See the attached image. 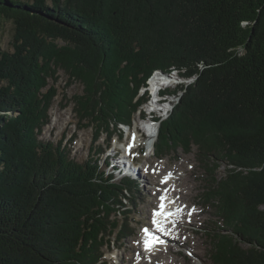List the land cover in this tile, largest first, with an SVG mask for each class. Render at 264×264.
<instances>
[{
  "label": "trees",
  "instance_id": "trees-1",
  "mask_svg": "<svg viewBox=\"0 0 264 264\" xmlns=\"http://www.w3.org/2000/svg\"><path fill=\"white\" fill-rule=\"evenodd\" d=\"M3 18L15 33L0 48V264H97L109 235H127L133 181L39 138L61 69L85 85L80 117L109 135L155 70L193 78L154 151L197 146L205 194L235 228L214 232V263L264 264V0H0ZM219 160L232 168L218 179Z\"/></svg>",
  "mask_w": 264,
  "mask_h": 264
},
{
  "label": "rangeland",
  "instance_id": "rangeland-1",
  "mask_svg": "<svg viewBox=\"0 0 264 264\" xmlns=\"http://www.w3.org/2000/svg\"><path fill=\"white\" fill-rule=\"evenodd\" d=\"M47 1L50 3L51 0ZM14 33V23L4 18L1 19L0 48L3 51H14L12 44ZM49 42L60 45V47L68 45L65 41L60 40H49ZM164 73L157 74V76L171 75L172 78L174 77L173 81H162L161 87L169 86L165 88V96L156 98L145 88L139 91L140 95L146 93V96L151 97L150 100L147 98L149 102L157 99L162 101L157 103V110L154 113H150V105L145 106V110H148L147 121H152L157 117L161 120L168 117L182 95V92L179 93L176 90L181 85H189L194 80L193 78L182 77L179 70L173 69L171 72ZM50 83L57 88V95L53 99L48 113L49 123L42 127L39 138L44 142L51 141L54 144H60L61 148L70 154L71 159L78 162H86L89 159L98 162L99 168L105 171V176L108 172L112 173L110 167L107 169L106 160H110L116 152H123V146L129 145L131 140L128 135L129 127L111 123L109 131L112 134L109 135L100 132L97 123L82 119L77 110L76 96L84 93L85 85L80 81L71 80L65 70L57 71L56 79H51ZM151 91L155 94L153 89ZM169 103H171L170 107H166ZM137 116H139V111L135 113L132 120L138 121ZM131 123L134 124L133 121ZM137 124L140 126V123L137 122ZM138 138L141 143L140 149L143 148L147 152L143 156L140 153L141 150L134 153L135 164L133 163V166H136L139 178L132 180L133 187L131 192L127 193L129 197V200L125 202L128 206L127 216L124 217L125 215L120 213L117 215L121 223H126L125 233L127 235L119 236L117 231L109 235L107 244L103 247L104 261H99L97 264H151L152 261L154 262L152 264H215L212 257L214 232L220 229L232 232L235 228L224 221L223 215L219 213L216 207L218 203L210 201V197L205 194L212 175L207 173L204 164L201 162L197 146H193L189 151L179 147L176 150L166 151L164 156H158L154 147L150 151L147 150L145 133L144 135L139 134ZM157 140L158 136H156L155 142ZM226 162V160L215 162L217 164V169L214 172L216 178L219 179L224 176L226 170L232 168ZM148 164H150L149 168H147ZM169 173L175 182L161 183L162 178ZM112 176L113 181L120 180V175ZM167 187L170 188L171 196H174L173 198L178 205L183 209L186 207L184 210H186L188 217L183 218L184 222L181 227V229L184 228L183 231L179 235L177 234L179 231L175 232L176 238L174 239L177 241L171 242L167 239V243L172 245L173 250L169 251L172 253L168 254L167 248L163 250L162 247H155L156 250L152 251L153 254L150 255L147 252L139 251V249L143 250L144 248L142 230L145 227L151 228L152 211L157 208L160 202L161 191ZM193 208L195 211H192ZM175 218L173 219L176 224L167 228L170 236L173 235L174 227L179 225L182 217ZM135 241H140V244L135 243ZM155 251L158 252L155 253Z\"/></svg>",
  "mask_w": 264,
  "mask_h": 264
},
{
  "label": "snow or ice",
  "instance_id": "snow-or-ice-1",
  "mask_svg": "<svg viewBox=\"0 0 264 264\" xmlns=\"http://www.w3.org/2000/svg\"><path fill=\"white\" fill-rule=\"evenodd\" d=\"M134 139H135V137L133 136V140ZM133 146H134V144L129 146V154H133V153H131V148ZM170 178H171V173H169L165 177H163L161 180V183L167 184V181ZM166 193H167V189H164L161 191V195L159 196L160 202H159L157 208L153 209L152 215H151L152 223H154L158 226H161V220H160L161 217L164 218V225H167V223L171 220V217H173V216H175L178 213L183 211V209H181V208H176L175 211L168 209V203L174 204L175 201L174 200L169 201ZM192 211H195V209L193 208ZM171 224L174 226L176 224V221L171 220ZM162 230L166 234H170V233H168V229L166 226H162ZM142 231L144 233L143 247H144V250L146 252L153 251L157 244H164L165 243L164 240H162L160 237H158L157 235L152 233L148 227H145ZM135 243L140 244V241H135ZM137 255H139V254H137ZM149 260H150V257H149Z\"/></svg>",
  "mask_w": 264,
  "mask_h": 264
},
{
  "label": "bare ground",
  "instance_id": "bare-ground-1",
  "mask_svg": "<svg viewBox=\"0 0 264 264\" xmlns=\"http://www.w3.org/2000/svg\"><path fill=\"white\" fill-rule=\"evenodd\" d=\"M174 78V77H173ZM173 78H172V76L170 75V76H167V77H165V80H169V81H173ZM154 79H157V78H154ZM160 80H162V79H160ZM157 84H160V81H159V78L157 79V81H155V83H154V85H157ZM170 104L171 103H169V105H167L166 107H170ZM169 109V108H168ZM169 111V110H168ZM147 125H148V127H149V129H150V137H151V143L152 144H154L155 143V138H156V135H155V131H157V128H158V126L156 125V124H151V123H147ZM136 138H137V136H135ZM137 140H138V138H137ZM113 157L112 158H110V160L109 159H107L106 160V163H109V165L111 166V169L112 170H116V172L118 171V175H120V178H123V175L124 174H126L125 176H127L128 177V179H130L132 176H133V178L135 179V180H138L137 178H139V176H138V170L136 169V167H133V166H123V164H124V162L122 161V158L121 157H118V156H116V155H112ZM109 160V161H108ZM174 173V172H173ZM116 174V175H117ZM131 175V176H130ZM141 178V177H140ZM180 180V179H179ZM141 181H142V178H141ZM172 182H175V180L173 181L172 179H171V181H170V183H172ZM176 184V183H175ZM174 185V184H173ZM173 185H171V186H173ZM174 188V187H173ZM177 189V188H176ZM175 189V190H176ZM174 197V196H173ZM178 201H180V199H178ZM177 202V201H176ZM186 208V207H185ZM184 208V209H185ZM188 211V210H187ZM190 211V210H189ZM180 215H181V220H180V223H179V225H177V226H175L174 227V232H173V235H171V236H168V234H165V236L168 238V240L169 241H171V242H173L175 239L174 238H176V236H175V232H177V231H179L177 234L179 235V233L181 232V231H183V229L184 228H182L181 229V227H182V223L184 222L183 221V218H185V217H188L187 216V213L186 212H180L179 213ZM194 214V213H193ZM194 215H196V214H194ZM193 215V216H194ZM193 218V217H192ZM191 218V219H192ZM198 218V217H197ZM176 219V218H175ZM196 220V219H195ZM193 221V220H192ZM194 222V221H193ZM161 223H163V226H166V225H164V221H162ZM173 230V229H172ZM152 233H154L155 235H159L160 236V234L159 233H157L155 230H153L152 229V231H151ZM169 232V231H168ZM183 233V232H182ZM182 236V235H181ZM179 238V237H178ZM181 238V237H180ZM187 239V238H186ZM162 240H163V238H162ZM175 241H177V240H175ZM166 243V242H165ZM177 243V242H176ZM179 243V242H178ZM182 244V243H181ZM183 245V244H182ZM163 246V244H157L155 247H162ZM172 246V245H171ZM168 243H167V245L165 246V247H162V249L164 250L165 248H167L168 249V252L170 251V250H173L172 249V247H171ZM161 249V250H162ZM154 250H156V249H154ZM154 250H153V252H154ZM160 250V249H159ZM139 251H141V249H139ZM158 251H155V253H157ZM167 252V251H166ZM148 254H153L152 253V251L151 252H147ZM170 253H172V252H169L168 254H170ZM162 256V255H161ZM155 258V257H154ZM146 263V262H145ZM152 263H154L153 261H152ZM151 263V264H152ZM170 264V263H169Z\"/></svg>",
  "mask_w": 264,
  "mask_h": 264
}]
</instances>
